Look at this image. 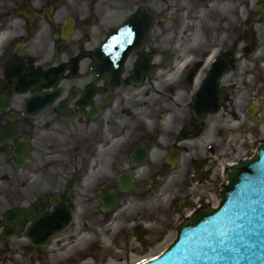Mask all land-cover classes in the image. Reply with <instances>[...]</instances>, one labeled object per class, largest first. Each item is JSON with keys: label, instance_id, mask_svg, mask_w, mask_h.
I'll use <instances>...</instances> for the list:
<instances>
[{"label": "flooded vegetation", "instance_id": "1", "mask_svg": "<svg viewBox=\"0 0 264 264\" xmlns=\"http://www.w3.org/2000/svg\"><path fill=\"white\" fill-rule=\"evenodd\" d=\"M118 28L131 49L106 72L94 54ZM263 101L264 0H0V264L118 218L111 256L153 255Z\"/></svg>", "mask_w": 264, "mask_h": 264}, {"label": "water", "instance_id": "2", "mask_svg": "<svg viewBox=\"0 0 264 264\" xmlns=\"http://www.w3.org/2000/svg\"><path fill=\"white\" fill-rule=\"evenodd\" d=\"M119 32H112L95 52L96 63L107 72H119L128 55L129 50L123 54L107 50ZM110 62H117L118 68L107 67ZM203 91L202 87L199 93ZM200 105L198 101L196 114ZM217 105L218 97L207 113L216 112ZM223 176L226 183L218 205L185 219L171 244L141 264H264V144L251 158L226 168Z\"/></svg>", "mask_w": 264, "mask_h": 264}, {"label": "rangeland", "instance_id": "3", "mask_svg": "<svg viewBox=\"0 0 264 264\" xmlns=\"http://www.w3.org/2000/svg\"><path fill=\"white\" fill-rule=\"evenodd\" d=\"M256 144L264 140V125L263 129L256 133ZM86 227L91 232H102L104 240L107 243L111 242L112 247L109 249L106 247V242L102 246L96 245L91 240L92 235L79 238L73 244L61 245L51 250L48 258L38 264H123L122 259H115L111 256H104L105 254L110 255L116 250L123 249V223L122 219L118 218L116 221V227L111 230V233H104L103 228H99L94 225L93 222H86ZM175 228H172L165 234L163 243L158 247L162 250L168 245L174 238ZM120 231V232H119ZM89 232V233H91ZM119 232V233H118ZM98 234V233H97ZM106 235V236H105ZM114 235H117L113 237ZM95 249V253L92 250ZM99 250V251H98ZM126 264H130L129 262Z\"/></svg>", "mask_w": 264, "mask_h": 264}, {"label": "bare ground", "instance_id": "4", "mask_svg": "<svg viewBox=\"0 0 264 264\" xmlns=\"http://www.w3.org/2000/svg\"><path fill=\"white\" fill-rule=\"evenodd\" d=\"M115 224H116V220L113 221L111 225H109V227H110L111 230H114L115 229V227H116ZM82 237H85V235L84 234H80V237L79 238L81 239Z\"/></svg>", "mask_w": 264, "mask_h": 264}]
</instances>
